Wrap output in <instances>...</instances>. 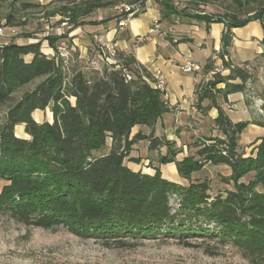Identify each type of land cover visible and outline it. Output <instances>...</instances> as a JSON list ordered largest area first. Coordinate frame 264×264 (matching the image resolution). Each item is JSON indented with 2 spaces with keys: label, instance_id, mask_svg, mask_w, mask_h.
I'll return each mask as SVG.
<instances>
[{
  "label": "trees",
  "instance_id": "obj_1",
  "mask_svg": "<svg viewBox=\"0 0 264 264\" xmlns=\"http://www.w3.org/2000/svg\"><path fill=\"white\" fill-rule=\"evenodd\" d=\"M110 1H84L64 11L75 26L81 18L111 7ZM155 1L163 14L169 11L166 16L177 14L170 10L169 0ZM258 1L235 3L243 7ZM183 15L207 24L225 23L224 48L230 46L234 28L253 21L264 27V8L248 18L234 16L230 21L211 14ZM50 40L56 50L58 39ZM28 56L32 59L27 60ZM119 58L124 63L86 69L67 65L58 55H45L41 42L0 45V108L9 104L0 128V181L6 183L0 193V214L38 228L64 227L106 246L126 247L132 240L150 238L186 244L189 238L205 237L232 243L263 259L264 138L255 148L256 156L242 154L240 137L251 122H234L218 102L219 97L228 103L229 95L246 92L251 79L244 68L248 63L244 67L226 63L229 75L216 74L201 88L199 107L204 112L217 109L214 127L221 135L198 137L188 145L195 153L177 160L182 151H174L176 142L155 136L157 124L170 113L166 94L151 85L150 75L133 58L123 54ZM37 79L43 80L15 99ZM220 84L225 87L218 88ZM206 100L212 104L204 108L201 104ZM48 108L53 122L38 123L36 114ZM254 124L264 128V123ZM18 126H25L28 138L16 135ZM136 127L147 128L150 134L143 130L133 134ZM143 141L149 143L150 151L166 146L168 155L161 163L175 164L184 179L208 165L229 167L235 189L210 201L206 183L184 187L163 178L159 169L154 175L133 171L125 161ZM251 174L249 183L240 182ZM174 197L177 208L171 204Z\"/></svg>",
  "mask_w": 264,
  "mask_h": 264
},
{
  "label": "rangeland",
  "instance_id": "obj_2",
  "mask_svg": "<svg viewBox=\"0 0 264 264\" xmlns=\"http://www.w3.org/2000/svg\"><path fill=\"white\" fill-rule=\"evenodd\" d=\"M118 1L107 2L113 3L108 8L110 12H117L115 9L124 3L128 5L137 3L142 11L141 4L145 0ZM169 1L172 5L170 9L172 11L179 10L188 15L211 14L222 16L228 21L234 16L239 19L248 18L264 8V0L251 2L250 5H244L243 7H239L235 3V0ZM34 3H37L36 0H0V26L19 28L25 23L23 20L25 17L30 15V18L35 19L32 15L40 13L44 21L40 22L41 25L38 24V26L40 30H43V26L46 24L45 21H50L49 17L53 13H58L62 18L54 22L52 26H61L63 22H67L68 27H71L70 15L65 14L64 10L67 7H78L74 5L75 3L65 6L41 4L38 5L36 12L35 10L24 11L23 4L34 6ZM104 10L102 8L100 12ZM165 14L170 13L169 11H165ZM98 17V11L91 16L92 20L98 19ZM262 22L264 23V19ZM25 35L30 34L23 32L20 36ZM64 44L68 47L67 57L63 58L59 55L58 49L50 57L58 55L59 58L67 62V65H79V67L86 69H101L106 63H124V60L119 58L122 54L115 50V56H112L111 51L104 46L103 41H93V45L88 48L85 54H82L80 50L72 46L68 41H65ZM61 45L58 43L56 47H60ZM82 55H84L83 58ZM26 59L28 60V58ZM133 68L138 69L136 66H133ZM244 68L251 75L244 94L246 105L235 110L233 115L242 121L251 122L250 126L241 135L239 141V151L246 157H249L251 155L256 156L257 152L255 148L261 143V139L264 138V128L254 124L264 123V61L253 63L250 65V69ZM218 75L225 77L224 73H218ZM42 80L37 79L22 88L15 95V99L21 98L23 94L36 88ZM224 87V84L218 85V88ZM72 102L74 103L75 101L72 100ZM218 102L219 104H224L221 97L218 98ZM8 107L9 104L0 108V128ZM35 120L38 123L53 122L51 109L48 108L45 111L39 110V113L35 116ZM15 133L18 137L28 138L25 134V126L16 127ZM190 135H193V133ZM198 137L197 133V136L188 139L185 134L183 142L189 143L191 141L190 143L192 144V141ZM108 144L110 147L111 141ZM174 148L176 153L182 151L178 153L177 160H182L184 157L195 153L194 149L188 150L187 147L178 145V143H176ZM108 149L105 151L107 152ZM165 155H168V148L166 146L156 151H150L147 148V143H143L139 146L138 150L133 152L132 157L128 158L125 162L126 165H130L134 169H141V171L152 173L153 175L156 173V169H159L163 178L184 187H189L193 183H206L209 187L208 194L211 197L210 201L221 194L225 195L227 191L235 189V183L229 180L232 171L229 167L223 165H208L202 171L193 174L190 179L182 178L177 171L178 176L175 182L171 178L170 170L173 163H161V159ZM173 166L176 167L175 165ZM253 176L254 174L244 177L240 182L249 183L253 179ZM5 184V182L0 181V193ZM171 204L174 208H177L178 200L176 197L172 199ZM0 264H264V258L252 256L246 253L244 249L234 246L232 243L223 244L205 237L189 238L186 244H181L176 239L150 238L132 240L126 247L106 246L99 239L80 238L64 227L54 229L38 228L17 221L8 214H0Z\"/></svg>",
  "mask_w": 264,
  "mask_h": 264
},
{
  "label": "crops",
  "instance_id": "obj_3",
  "mask_svg": "<svg viewBox=\"0 0 264 264\" xmlns=\"http://www.w3.org/2000/svg\"><path fill=\"white\" fill-rule=\"evenodd\" d=\"M61 1L36 0L34 6L30 5L26 8L23 4V8L25 12L30 10L36 12L38 5L65 6L71 0ZM115 10L117 12L112 11V13L108 8L103 12L99 9L98 19L91 18L95 11L90 16L81 18L79 24L75 26L72 24L71 27L52 26L62 18L60 14L53 13L49 17L50 21H45L43 30L38 26L44 21L41 18L42 14L32 15L35 19L28 15L23 19L25 23L19 28H7V36L0 39V44H8L12 41L18 44L41 42L42 52L47 56H53L55 49L50 46L51 38L58 39L57 44L70 42L82 54L93 45V41L101 40L107 44L108 50L115 47L120 54L133 58L136 66L145 69L150 75L149 81L153 87L156 85V73L160 71L164 75L167 89L165 99L170 113L164 115L157 124L156 137L165 138L188 148L191 141L183 142L185 134L188 139L197 136V133L199 137L220 136L214 127V120L218 116L217 109L211 108L205 112L200 109L198 94L204 85L214 79L215 75L211 74L213 71L219 69L225 76L229 74L230 69L225 66L226 63L231 67H243L248 63L247 68L250 69L253 63L264 61L263 25L259 21H253L244 27L234 28L230 46L224 48L223 38L227 32L225 23L207 24L192 20L179 10L177 14L166 16L155 0H145L142 11L130 18L124 17L121 10ZM122 22H124L123 26H121ZM156 24L158 28L154 29ZM10 29L16 31V37H12ZM23 32L30 35L20 36ZM27 58L31 60L32 56ZM189 61L198 63L202 70L195 73L182 71L183 65ZM244 94L245 92L229 95L228 103L220 104L234 122L242 121L233 114L235 110L246 105ZM211 104L210 100H206L201 105L207 108ZM141 130L150 134L149 129L141 127H136L133 134ZM191 133L193 135H190ZM143 143H147L149 150L148 142H139L133 147L130 157ZM127 166L135 172L141 171L128 164ZM172 166L171 178L176 182L177 169L175 167L176 171H173Z\"/></svg>",
  "mask_w": 264,
  "mask_h": 264
},
{
  "label": "built area",
  "instance_id": "obj_4",
  "mask_svg": "<svg viewBox=\"0 0 264 264\" xmlns=\"http://www.w3.org/2000/svg\"><path fill=\"white\" fill-rule=\"evenodd\" d=\"M73 3L79 4L82 3L84 1H89V0H71ZM116 9L121 10L123 13H127L128 17H133L135 14H137L140 11V6L138 4H131L128 5L126 3L121 4L120 6H118ZM124 25V22L121 23V26ZM61 27H68V23L67 22H63L61 24ZM158 25L156 24L154 26V29H157ZM154 32V30H152V33ZM10 33L12 35V37H16V31L14 29H10ZM7 36V28L0 26V39H3ZM101 41V40H100ZM2 45V44H0ZM104 46L108 48L107 44L104 43ZM111 55L115 56V49L112 48L111 50ZM58 54L61 55L63 58L68 56V47L66 44H62L60 47H58ZM109 61V59H108ZM112 64V63H110ZM202 70V67L195 62H187L185 65H183L182 67V71H184L185 73H195V72H200ZM222 72V70L220 71L219 69H217L216 71H213L211 74L212 75H216L218 73ZM128 78L131 79V76L128 75ZM155 79H156V85L155 88L161 90L162 92H164L166 94V82H165V77L164 75L158 71L155 75Z\"/></svg>",
  "mask_w": 264,
  "mask_h": 264
},
{
  "label": "bare ground",
  "instance_id": "obj_5",
  "mask_svg": "<svg viewBox=\"0 0 264 264\" xmlns=\"http://www.w3.org/2000/svg\"><path fill=\"white\" fill-rule=\"evenodd\" d=\"M171 169H173V171H176L174 166H172V168H171Z\"/></svg>",
  "mask_w": 264,
  "mask_h": 264
}]
</instances>
